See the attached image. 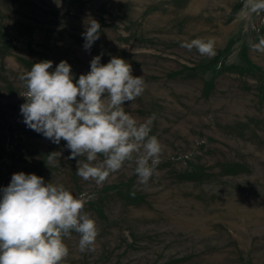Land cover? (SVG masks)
Wrapping results in <instances>:
<instances>
[{"label":"rangeland","instance_id":"1","mask_svg":"<svg viewBox=\"0 0 264 264\" xmlns=\"http://www.w3.org/2000/svg\"><path fill=\"white\" fill-rule=\"evenodd\" d=\"M100 37L85 50L87 20ZM213 38L215 56L180 45ZM264 13L245 0H0V188L14 173L92 197L94 251L75 232L63 264H264ZM102 54V55H101ZM101 55L124 59L146 89L125 110L151 116L163 146L147 185L135 162L97 186L76 174L66 142L23 123L20 76L66 60L78 79ZM58 152L53 163L48 155ZM102 158V157H101Z\"/></svg>","mask_w":264,"mask_h":264},{"label":"clouds","instance_id":"2","mask_svg":"<svg viewBox=\"0 0 264 264\" xmlns=\"http://www.w3.org/2000/svg\"><path fill=\"white\" fill-rule=\"evenodd\" d=\"M59 6L60 0H55ZM249 14L264 13V0H245ZM101 26L87 20L82 37L90 50L100 37ZM182 48H195L201 56H215L213 38L182 42ZM253 47L264 51V38ZM102 55V54H101ZM101 55L90 61V71L78 79L71 65L61 60L33 63L19 78L25 91L20 95L23 123L52 143L66 142L68 159L78 160L76 174L97 186L113 173L135 162L134 174L147 185L160 163L163 146L151 134L155 116L140 121L126 112L146 89L144 76H133L124 59L111 57L101 63ZM61 155L53 152L48 162ZM102 157V158H101ZM92 197L74 195L62 183L45 182L36 174L14 173L10 183L0 188V264H63L69 255L65 243L73 232L79 235V250L94 251L98 228L84 211Z\"/></svg>","mask_w":264,"mask_h":264}]
</instances>
